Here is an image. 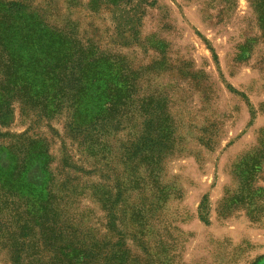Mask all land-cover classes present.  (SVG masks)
I'll return each instance as SVG.
<instances>
[{"label":"rangeland","instance_id":"obj_1","mask_svg":"<svg viewBox=\"0 0 264 264\" xmlns=\"http://www.w3.org/2000/svg\"><path fill=\"white\" fill-rule=\"evenodd\" d=\"M12 2L26 11L8 12ZM263 21L251 0H0V92L25 71L19 56L27 66L59 41L97 47L138 71L135 98L163 116L171 146L154 181L129 148L155 115L99 120L94 155L76 107L47 116L13 99L0 167L36 150L23 177L50 200L0 186V264H63L65 253L80 264H264Z\"/></svg>","mask_w":264,"mask_h":264},{"label":"trees","instance_id":"obj_2","mask_svg":"<svg viewBox=\"0 0 264 264\" xmlns=\"http://www.w3.org/2000/svg\"><path fill=\"white\" fill-rule=\"evenodd\" d=\"M251 1L256 12L264 20V0ZM25 9V6L19 2H12L8 5V12L12 14L24 13ZM44 34L47 36L48 33ZM48 37L50 36L48 35ZM59 42L61 45L53 49L50 48L51 52L47 53L50 55L49 59H40L37 57L39 55L34 54L30 57L28 67L22 63L25 62L24 57L19 56L22 59L20 68H24L25 71L22 70L24 72L21 73V76L14 75L13 78L9 79L3 86L6 91L0 92V125L10 123L13 117L10 108L13 99L22 100L25 105L31 107H44L42 112L47 116L59 113L60 107H65L67 104L68 107L77 108L73 123L80 127L87 138L95 142L91 144V148L90 145L88 146V150L90 154L95 153L94 155H97V147H94L97 144L96 135L94 136L93 132L96 131L95 125L99 120L108 123L118 116H128V114L131 116L138 112H142L146 116L155 115L159 120L148 121L147 119L144 127L139 129V133L136 132L132 136L129 148L131 161L136 164L144 163L151 173V179L155 181L164 154L162 150L171 148L169 141H167L169 130L162 128L163 116L157 115L154 111L155 107H147L144 100L135 98L138 87V71L133 70L126 59L120 55L101 51L97 47L87 48L80 45L76 47L74 43V46L65 47L64 41ZM76 51L80 59L79 63L72 59L76 56ZM28 52L30 53V51ZM70 52L73 53L70 54ZM75 63L79 64V71L76 74L72 73ZM59 70H65L66 75H62ZM28 72L31 74L27 75ZM40 73L44 74L45 77H40ZM104 129L107 130V128ZM34 156H37V151L30 149L20 163L15 161L8 168L0 167V186L6 190L10 189L19 192V194L28 195L27 200L32 196L33 202L37 201L42 205V203L50 200L44 192L47 187L42 190H35L25 182L23 177V172L31 165L30 160ZM244 183H242L241 188L243 194L235 196L237 206H241V202L246 200L244 192L247 182L244 181ZM247 204H249L247 215L254 221L259 220L262 213L259 210V205L254 207L250 201ZM205 210L206 207L202 206L201 219L208 223L207 210L206 213ZM140 212V208L134 210L133 215H138ZM220 213H231V211L226 208V204H223ZM64 257L63 264H80L82 262L78 256L72 253H65ZM81 257L91 258V254L83 253ZM37 260L38 264H47L43 260L41 262L40 258Z\"/></svg>","mask_w":264,"mask_h":264}]
</instances>
